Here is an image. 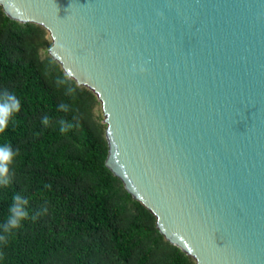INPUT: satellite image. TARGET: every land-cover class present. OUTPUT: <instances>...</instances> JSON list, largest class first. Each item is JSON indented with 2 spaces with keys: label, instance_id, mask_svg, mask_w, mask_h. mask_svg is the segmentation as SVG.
Here are the masks:
<instances>
[{
  "label": "water",
  "instance_id": "obj_1",
  "mask_svg": "<svg viewBox=\"0 0 264 264\" xmlns=\"http://www.w3.org/2000/svg\"><path fill=\"white\" fill-rule=\"evenodd\" d=\"M100 101L106 166L196 264H264V0H0Z\"/></svg>",
  "mask_w": 264,
  "mask_h": 264
},
{
  "label": "trees",
  "instance_id": "obj_2",
  "mask_svg": "<svg viewBox=\"0 0 264 264\" xmlns=\"http://www.w3.org/2000/svg\"><path fill=\"white\" fill-rule=\"evenodd\" d=\"M50 45L43 26L0 6V95L21 101L0 133V146L16 153L9 182L0 183V264H196L106 166L100 101L64 72ZM16 194L29 218L6 232Z\"/></svg>",
  "mask_w": 264,
  "mask_h": 264
},
{
  "label": "clouds",
  "instance_id": "obj_3",
  "mask_svg": "<svg viewBox=\"0 0 264 264\" xmlns=\"http://www.w3.org/2000/svg\"><path fill=\"white\" fill-rule=\"evenodd\" d=\"M21 110V101L14 92L5 90L0 95V133H4L14 122L15 114ZM43 123H48V118L45 117ZM61 128V131H64ZM16 153L10 145L0 146V183L7 184L11 175V166L14 164ZM13 203L8 208V216L3 225L4 230L10 231L11 229L19 228L22 222L29 218V212L26 210L28 203L19 194L13 196Z\"/></svg>",
  "mask_w": 264,
  "mask_h": 264
}]
</instances>
